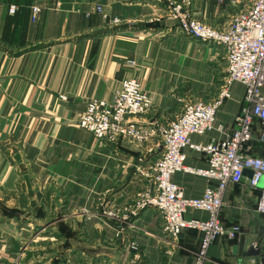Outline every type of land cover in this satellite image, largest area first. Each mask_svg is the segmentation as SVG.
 <instances>
[{
  "label": "crops",
  "instance_id": "crops-1",
  "mask_svg": "<svg viewBox=\"0 0 264 264\" xmlns=\"http://www.w3.org/2000/svg\"><path fill=\"white\" fill-rule=\"evenodd\" d=\"M167 3L0 0V264H120L124 246L115 226L137 243L143 264H197L199 232L184 231L172 242L152 208L123 219L148 185L142 172L161 157V140L141 150L116 146L78 123L91 100L111 101L126 79L141 82L154 99L151 112L136 119L143 124L167 126L187 104L219 97L227 76L225 48L184 34L167 18ZM249 5L250 0H192L189 9L201 22L224 30ZM33 6L42 9L36 23ZM229 92L215 130L192 136L193 143L223 139L220 125L226 132L234 129L245 86L235 82ZM185 153L186 166L209 167L204 154ZM247 153L264 158V143L255 140ZM172 181L188 199L216 187L213 180L185 172ZM263 189L264 178L257 188L245 180L227 186L220 218L241 235L218 238L204 264H254V258L234 255L243 235L246 248L259 247L264 255V214L257 211ZM109 212L119 217L112 220ZM185 217L209 216L189 209ZM64 226L70 229L65 237L59 230ZM60 237L68 246L55 247Z\"/></svg>",
  "mask_w": 264,
  "mask_h": 264
},
{
  "label": "built area",
  "instance_id": "built-area-1",
  "mask_svg": "<svg viewBox=\"0 0 264 264\" xmlns=\"http://www.w3.org/2000/svg\"><path fill=\"white\" fill-rule=\"evenodd\" d=\"M191 3L192 0H168L166 16L176 20L187 36L225 48L227 76L219 97L209 103L187 104L183 113L167 126L158 121L143 124L136 119L151 112L154 99L141 82L126 79L111 101L91 100L78 123L95 138L116 146L131 145L141 150L155 138L161 140V157L142 172L148 185L138 195L134 206L125 210L128 215L123 219L136 217L140 211L152 208L161 215L164 233L172 242H177L184 231L199 232L201 248L197 264H204L208 249L218 238L234 240L241 235L239 227H226L220 218L227 186L245 180L251 188H257L264 178V158L247 153L255 140L264 143V0H250L249 7L235 15L224 30L192 16ZM16 10L15 6L10 8L12 14ZM98 12L103 14L101 7ZM41 13L40 6L31 7V22H38ZM103 17L107 18V15L103 14ZM235 82L245 86V98L234 129L226 132L220 125L219 130L225 134L223 139L208 145L193 143L192 136L215 130L216 115L224 101L230 98L229 90ZM186 150L204 154L209 167L186 166ZM247 170L253 172L249 178L245 175ZM178 172L206 177L215 181L216 187L208 188L201 198H185L182 189L172 181ZM189 209L206 212L209 217L207 220L187 219L185 215ZM257 211L264 214V189ZM106 216L112 220L119 217L112 212ZM124 231L122 227L116 228V237L124 246V259L120 264H143L139 246L128 239Z\"/></svg>",
  "mask_w": 264,
  "mask_h": 264
},
{
  "label": "water",
  "instance_id": "water-1",
  "mask_svg": "<svg viewBox=\"0 0 264 264\" xmlns=\"http://www.w3.org/2000/svg\"><path fill=\"white\" fill-rule=\"evenodd\" d=\"M247 171H245V175H247ZM250 176L251 177L253 175L252 171ZM248 245V241H247V237L245 235L240 237V241L238 243V245L233 247V252L234 255L239 254V256L244 257V258H254V264H264V255H262V250L259 247H254V246H248V248H246Z\"/></svg>",
  "mask_w": 264,
  "mask_h": 264
},
{
  "label": "rangeland",
  "instance_id": "rangeland-1",
  "mask_svg": "<svg viewBox=\"0 0 264 264\" xmlns=\"http://www.w3.org/2000/svg\"><path fill=\"white\" fill-rule=\"evenodd\" d=\"M117 227H121V226H115L114 228H115V230H116V228ZM59 230L61 231V232H63L64 234V237H65V235L68 233V231H70V229L69 228H67V227H59ZM124 230H125V228H124ZM124 232H126V231H124ZM70 233V232H69ZM126 234V233H125ZM54 244H56V248H59V249H61L62 247H64V246H68V242L66 243V241L65 240H63L62 239V237H60V240H57V241H54Z\"/></svg>",
  "mask_w": 264,
  "mask_h": 264
}]
</instances>
